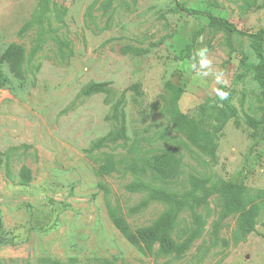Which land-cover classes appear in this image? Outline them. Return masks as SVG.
I'll list each match as a JSON object with an SVG mask.
<instances>
[{
    "label": "rangeland",
    "instance_id": "rangeland-1",
    "mask_svg": "<svg viewBox=\"0 0 264 264\" xmlns=\"http://www.w3.org/2000/svg\"><path fill=\"white\" fill-rule=\"evenodd\" d=\"M178 5L264 28V0H0V58L11 45L25 51L21 80L0 62V264H264L260 61L251 38ZM176 112L212 135L213 157ZM108 157L111 176L100 173ZM145 172L179 197L201 181L195 194L206 200L180 213L172 239L199 236L180 254L132 245L109 217L107 199L137 234L168 211L126 189L149 181ZM228 184L257 204L254 232L226 212L218 190Z\"/></svg>",
    "mask_w": 264,
    "mask_h": 264
},
{
    "label": "trees",
    "instance_id": "trees-1",
    "mask_svg": "<svg viewBox=\"0 0 264 264\" xmlns=\"http://www.w3.org/2000/svg\"><path fill=\"white\" fill-rule=\"evenodd\" d=\"M179 8L191 16H202L207 18L210 22L220 25L228 34H238L247 36L253 40L254 52L259 58V65L255 66L256 77L260 85L264 88V57L262 52V41L264 37V28L260 29L256 33L244 32L236 27L233 23L226 19L215 17L214 15L203 12L200 10L187 9L183 5H178ZM24 61L25 51L22 47L11 45L0 58V62L5 64L12 76L15 79L24 78ZM225 112L220 110L216 116L217 121H223L225 119ZM175 118L178 120V124H183L190 131V139L194 145L208 153L213 157L214 142L212 135L203 137L199 132L194 131V127L191 122L187 121L183 114L180 112L175 113ZM151 161V160H150ZM118 173L119 169L117 163L110 157L105 159V163L100 167V173L105 176H111L114 173ZM23 178L29 179V171L23 169ZM145 175L152 181L157 183L155 188L150 186V180L145 182L142 179H137L135 182L126 186V189L131 193H147L151 195L154 200L162 201L169 205L168 211L162 216V218L153 226L148 229L141 230L137 234L130 231L128 225L123 218L117 217L115 210H113L110 201L107 199L106 205L108 214L118 231L132 244L140 247L141 249L151 250L154 246L158 245L160 252L164 255L180 254L181 250L196 239L199 236L200 229L195 230L190 238L185 242L183 246L174 244L172 234L174 233L177 225V220L180 213L185 210L186 207L194 208L200 206L205 202V197H200L195 194L196 190H202V184L199 180H194L192 190L182 194L180 197L173 192H170L167 185L169 182L163 176H159L156 172H151ZM153 178H150V177ZM157 181V182H156ZM105 195L108 197L110 190L101 184ZM225 199V210L229 214H239L240 223L247 232H254L257 224L256 216L258 206L255 203L249 204V197L247 191L242 184H228L225 187L219 189ZM251 201V200H250ZM198 220L199 217L196 216Z\"/></svg>",
    "mask_w": 264,
    "mask_h": 264
},
{
    "label": "clouds",
    "instance_id": "clouds-1",
    "mask_svg": "<svg viewBox=\"0 0 264 264\" xmlns=\"http://www.w3.org/2000/svg\"><path fill=\"white\" fill-rule=\"evenodd\" d=\"M208 48L205 46L203 48L199 49L200 55H201V65L205 66L211 63V61L208 58ZM193 66L191 65V68ZM223 73L219 72L216 76V83H223ZM217 95L223 100V99H227L228 97V93L227 92H223V91H219L217 90Z\"/></svg>",
    "mask_w": 264,
    "mask_h": 264
}]
</instances>
